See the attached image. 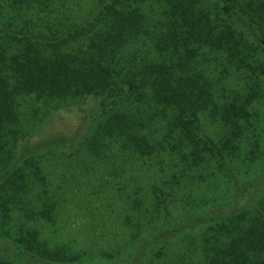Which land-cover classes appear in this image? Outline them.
Instances as JSON below:
<instances>
[{
	"label": "rangeland",
	"instance_id": "rangeland-1",
	"mask_svg": "<svg viewBox=\"0 0 264 264\" xmlns=\"http://www.w3.org/2000/svg\"><path fill=\"white\" fill-rule=\"evenodd\" d=\"M94 2L56 0L40 6L0 0V26L15 28L29 23L46 29L39 27L43 24L40 19L67 26L87 16ZM261 2L260 12L264 15V0H256V6ZM147 12L151 16L152 10L147 8ZM258 49L247 58L250 67L246 69L229 63L223 54L215 59L217 54L210 51L203 53L207 57L210 54L212 60L201 58L195 65L182 66L190 73L205 71L211 80L208 92L214 104L222 108L237 103L250 113L248 119L235 122H226L219 113L208 109L200 113L205 135L215 141L225 136L236 139L238 147L227 153L226 161L232 175L246 187L243 195L237 192L231 176L204 155L198 161L187 144L177 145V141L170 140L169 147L175 143L180 153L159 156L161 143L169 145L167 137L171 135V122L178 111L165 108L149 94L141 98L122 97L107 113L99 109L104 100L102 94L65 100L21 95V123L9 145L18 149L29 139L38 141L57 132L74 135L80 130L86 140L77 148L46 149L37 157L35 167L42 172L40 179L28 181L26 192L17 199V208L13 203L6 204L12 207L9 215L5 208L0 213V257L17 264H56L31 256L15 242L23 226L38 230L52 245L78 253L79 262L70 264H168L167 261L177 258L185 249L181 247L199 246L195 239L205 235L216 222H227L234 213L245 210L244 207L264 211V51ZM163 52L149 38L141 36L125 51L126 63L136 67L141 63L138 60L141 55L161 59ZM135 71L136 80L146 83L148 76L143 79ZM200 77L199 82L205 83L201 74ZM117 113L134 133L149 141L154 154L135 151L129 127L126 130L122 127L111 137H91L95 129L98 131ZM88 147H100V150L94 152ZM38 172L35 168L33 175L37 177ZM162 179L169 180L164 191L175 197V202L168 201L171 213L167 216L155 212L153 200L164 187ZM21 183L26 186V182ZM46 198L55 201L49 219L39 218ZM160 247L162 256H152ZM171 248L176 252L181 250L174 255ZM167 251L171 254L169 260L165 256ZM193 252L194 256L187 255L181 264H203L200 253H195V248Z\"/></svg>",
	"mask_w": 264,
	"mask_h": 264
},
{
	"label": "trees",
	"instance_id": "trees-1",
	"mask_svg": "<svg viewBox=\"0 0 264 264\" xmlns=\"http://www.w3.org/2000/svg\"><path fill=\"white\" fill-rule=\"evenodd\" d=\"M52 1L56 0H18L20 4L32 2L40 6ZM256 5V0H95L87 16L67 26L47 19L39 20L43 23L39 27L46 29L29 23L15 28L0 26V213L5 208L9 215L12 207L6 204L13 203L17 208V199L26 192L28 181L40 179L42 172L35 163L41 152L76 147L86 140L80 130L74 135L57 132L38 141L29 139L18 149L9 145L21 123L20 96L34 94L51 100L102 94L104 100L99 109L105 113L122 97L141 98L149 94L165 108L178 111L171 122V135L167 137L169 145L161 143L159 156L180 153L175 143L169 147L170 140L177 141V145L187 144L198 161L204 155L231 176L237 192L243 195L246 187L232 175L226 161L227 153L238 147L236 139L225 136L215 141L205 135L200 113L208 109L219 113L226 122L248 119L250 113L237 103L222 108L214 104L208 92L211 80L205 71H199L203 83L199 82L202 79L199 73L186 72L182 66L195 65L201 58L212 60L210 54L207 57L203 53L210 51L217 54L215 59L223 54L239 69L249 68L247 58L254 56L258 48L264 51V15L260 12L263 3ZM147 8L152 10L151 16ZM141 36L149 38L155 48L164 52L161 59L141 55L138 59L141 63L129 67L125 51ZM135 69L143 79L148 76L146 83L136 80ZM116 124H120L119 128ZM122 127L124 130L129 127L135 151L154 154L149 141L134 133L120 113L109 117L91 137H111ZM88 148L94 152L100 150V147ZM35 168L39 171L37 177L33 175ZM21 182H26V186ZM168 183V179H162L164 187L153 199L155 212L166 216L171 213L168 201L175 202L174 195L164 191ZM54 202L44 199L39 218H52ZM244 209L227 222H216L205 235L196 238L194 242L200 243L199 246L181 247L185 249L171 260L167 251L168 264H181L187 255L194 256V248L203 264H264V211L256 207ZM18 231L15 242L31 256L56 264L79 262L78 253L50 244L38 230L22 226ZM171 249L177 254L175 248ZM152 256H162V247ZM0 264L17 263L0 257Z\"/></svg>",
	"mask_w": 264,
	"mask_h": 264
}]
</instances>
